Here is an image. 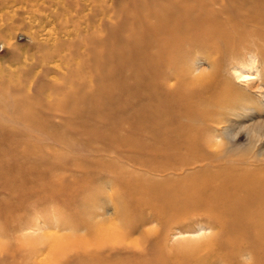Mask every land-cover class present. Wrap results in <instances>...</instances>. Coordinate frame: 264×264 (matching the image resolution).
<instances>
[{
  "label": "bare ground",
  "instance_id": "1",
  "mask_svg": "<svg viewBox=\"0 0 264 264\" xmlns=\"http://www.w3.org/2000/svg\"><path fill=\"white\" fill-rule=\"evenodd\" d=\"M140 8L133 15L128 12L132 16L125 19L126 28L113 31L117 50L104 56V59L107 65L113 63L116 68L106 71V77L99 87L101 90L97 88L92 91V87L88 89L87 86L83 89L85 94H93V97H89L92 104L95 100L97 104L108 105L110 111H90L86 116L94 113V116L101 119L113 118L116 115L114 107L122 104L119 100L144 93L149 105L147 115L143 119H137L128 113L130 116L128 115L124 127L125 138L136 136L138 139L144 136L150 141L174 148L177 152L187 148L194 154L193 157L200 156L203 161L210 162L206 167L203 164L200 167L199 163L203 161L177 158L178 161L169 159L159 165L144 166L151 179H145L142 185L143 198L140 200L143 199V207L149 213L138 221L129 222L123 218L129 209L120 211L115 208L110 211L101 202L86 211L84 226L80 227V231L79 228L74 230L59 223L43 222V218L37 215L30 224L17 226L8 232L11 234V242L0 240V255L11 258L21 256L23 264H264V128L260 121L253 125L246 124V120L260 117L257 115V107L250 102L251 99L247 101V97H242L246 94L237 95L238 85L233 83L230 87H225L232 80L230 69L235 64L242 66L244 63V53L252 51L255 55L251 54L250 57L254 55V58L264 63V50L261 48L264 46V0H163L142 3ZM99 44L104 48L111 47L107 40ZM203 51L208 52V70L198 73L195 59ZM253 57L248 60L251 62L250 69L255 67L256 60ZM245 67L248 68V65ZM54 73L59 74L58 70ZM239 77L246 82L255 78L244 72ZM54 83L56 84L55 81ZM246 84L248 88L254 89L251 84ZM243 86L241 88L244 90ZM262 88L264 86L260 85L256 88L259 94L253 103H257L259 109L264 111ZM31 92L26 91V96L31 95ZM127 105L134 110L139 107L134 102L122 104L124 108ZM80 121L81 119L78 122ZM81 122L86 124L85 119ZM25 123L27 122L23 124ZM30 125L25 124L26 127ZM241 130H245L249 137L250 151L233 156L229 146L236 144L235 140ZM138 131L143 135H139ZM51 143L53 144H49ZM42 151L40 152L44 153ZM45 155L48 156L46 153ZM223 156L232 157L229 158L231 166L223 162ZM81 165L78 164L80 168ZM63 171L61 173H65ZM92 176L97 175L92 173ZM74 178L79 179L77 176ZM93 180L95 181L92 178ZM43 181L42 174L37 178L18 176L13 182L12 179L7 180L6 190L11 200L7 204L2 203L3 215L9 218L17 214L31 197L42 198L48 188L55 198L65 195L70 183L74 186L77 184L74 180L67 182L69 185L62 181L43 184ZM34 182L37 183V190L33 193L27 191L28 183ZM203 218H206L207 223L203 226L196 224L198 230H182V226L188 221ZM154 222L159 227L150 229L149 226ZM176 234L191 236L184 238L179 245H172L171 238ZM134 238L138 246L145 244L146 251L142 250L143 254L130 250L126 244ZM72 259H78V262ZM5 263L1 261L0 264Z\"/></svg>",
  "mask_w": 264,
  "mask_h": 264
},
{
  "label": "rangeland",
  "instance_id": "2",
  "mask_svg": "<svg viewBox=\"0 0 264 264\" xmlns=\"http://www.w3.org/2000/svg\"><path fill=\"white\" fill-rule=\"evenodd\" d=\"M51 1L52 0H48V2L47 0H0V127L3 128L0 129V240L3 242H11V234H8V232H11L17 226L30 224L35 220L37 215L41 216V219L43 218V222L51 224L59 223L74 230H78L77 228H79L78 231H80L82 230L80 227L84 226L83 222L86 211L93 208L97 202L103 203V206L110 211L115 208L120 211L129 209L128 214L123 218H126L129 222L138 221L146 217L149 213V211L143 207V199L140 200L143 198L142 185L145 179H151V176L146 173V167L144 166L159 165L169 159H171L170 161H174L177 160V158L184 160L195 158L193 157L194 154L187 148H182L183 150L181 149L180 152H177L174 148H168L163 144L160 145L152 140H148V138L144 136H140V139H137L136 136L125 138L124 127L129 115L128 113L134 117L136 116L137 119H143V117L147 115L149 105L146 94L142 93L137 97H130L129 99L123 97V101L122 99L119 100L122 104L124 102H134L139 106L138 109H131L128 105L127 108H124L122 104H116L113 110L116 115L113 118L101 119L94 116V113L99 111H110L108 105L97 104L95 100L92 104V99L89 97H93V94H85V91H83L86 86L88 89L92 87V91L99 88L108 70L116 68L113 63L112 65H107L104 59V56L117 50L115 47L116 35L113 32L114 29L117 31L120 30V28H126L127 17L138 12V10L141 9L140 6L142 3L162 2L163 0ZM128 5L130 7H128ZM100 10L104 11V13ZM81 11L83 13H81ZM116 13H122V15ZM69 22H71V24H69ZM64 25L67 26L65 29ZM10 28H12V30ZM61 30L63 32H61ZM50 31H53V33ZM81 37H83L84 40ZM55 39H57V41ZM103 40L110 42L111 47H102L99 43ZM7 42L9 45H7ZM41 43L42 45L44 44L43 47L40 45ZM254 48L256 47L254 46ZM261 48L264 50L263 45ZM53 51H56V53ZM207 53V51H203L195 59L198 73L208 70ZM58 54H61V56L59 57ZM244 54L243 57L245 61L244 63L241 62L242 66L240 64L243 68L238 66L239 64H235L233 69H230L233 82L231 80L229 81L230 84L227 83L228 85L225 84L226 86H224L230 87L233 83L240 86H237L238 89H236V92L239 93L237 95L242 96V94H246L242 97H247V101L251 99L250 102L257 107V115L260 117L248 121L246 120V124L253 125L257 121H260L264 128V111L259 109L257 103H253L255 97L259 94L256 88L259 85L262 87L264 86V63L258 58H254L253 56L255 53H252V51H248ZM251 54H254L252 57L256 60L253 69H250L251 67L249 68V63L251 62H248V60L252 58L250 57ZM66 59H72V61H67ZM73 62L75 63L72 66ZM243 64L245 66L248 65V68ZM67 67L70 71L66 69ZM258 67L259 69L257 70ZM244 68L245 70H243ZM57 70L59 74L54 73L57 72ZM235 71L237 73H235ZM242 72L250 76L252 75V77L255 78L247 80L248 82H246L244 78L239 77V74ZM236 74H238L239 78ZM60 75L61 77H59ZM80 77L81 79H79ZM54 81L56 84H53ZM63 81L65 82L62 83ZM66 82L67 85L65 84ZM132 83L133 82H131V85ZM246 83H249V85L251 84L256 90L248 88ZM71 85L73 87H69ZM242 85H244V90L241 88ZM42 89L43 92H40ZM98 90H101V88ZM26 91H32V94L30 93L32 96H26ZM248 91L250 93H248ZM17 94H20V96ZM55 94L57 96H55ZM56 97H58L57 100H55ZM18 100L19 103H17ZM90 111L94 112L93 115L86 116ZM19 114H21L23 120H21ZM80 119L81 121L85 119L86 124L81 121L79 123L78 121ZM34 120L37 122H34ZM24 122H27L25 123L26 126L32 124L30 125L31 127H26L25 124H23ZM1 123L5 126L1 125ZM78 126L83 127L79 128ZM6 131H8V133ZM138 132L140 133L139 135H143L140 131ZM224 138V142L227 144V139L226 137ZM248 140L249 137L246 131L241 130L235 140L236 144L229 146L231 151L230 154L237 156L249 152ZM50 142H53V144H49ZM262 142L264 146V140ZM34 144L40 146L34 147ZM47 145L53 146H49V148H52L47 149ZM41 150H43L42 152L44 153H41ZM50 152L52 154L54 153V156ZM45 153L48 154V156L45 155ZM49 153L52 157L49 156ZM92 157L98 160H94ZM229 158L231 159L232 157L223 156L222 160L225 163H229V166H231L232 161ZM47 159L50 160L47 161ZM118 160L119 162H117ZM195 160L203 161L200 156H197ZM54 162H56L55 165H52ZM80 162L83 165H81ZM208 162L210 161H203L199 163V166L202 167L203 164V167H206ZM97 163L99 164L96 165ZM121 163L123 167L120 165ZM78 164L82 167L80 168ZM101 164L103 167H100ZM62 170H64L63 172L67 175L61 173ZM92 173L97 176H92ZM39 174L44 175L43 184L57 181L70 183L73 180L77 184L74 186L70 183V188L67 189L65 195L55 198L52 197V193L48 188L46 189L47 193L44 194L42 198L31 197L24 208L20 209L17 214L15 213V215L9 218L3 215L1 211L3 209L1 206L2 203L7 204L11 200L6 190L7 180L12 179L13 182L18 176H25L26 178L36 176L37 178ZM76 176L79 177V179H75L74 177ZM87 178L90 182L92 178L95 179V181L93 180L91 184H89L90 182ZM157 179L163 180L161 177ZM132 180L134 181L132 182ZM34 183L26 184L27 191L33 193L34 190H37V183ZM138 187L141 188L139 189ZM82 188H84L85 191H83L84 189ZM205 219L206 218L190 220L182 226V230H198L199 224H202V226L206 225L207 220ZM157 227L159 226L155 222L149 226L150 229ZM178 232H180V230H178ZM80 235H82V233ZM190 236L191 234H176V236H172L171 244L179 245L184 238ZM135 238L127 241L126 244L131 248L130 250L143 254L144 251L142 250H145V244H140L138 246ZM22 258L21 256L11 258L7 255H0V263L4 261V263L6 262L5 264H23ZM72 260L78 262V259Z\"/></svg>",
  "mask_w": 264,
  "mask_h": 264
}]
</instances>
